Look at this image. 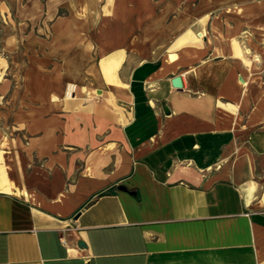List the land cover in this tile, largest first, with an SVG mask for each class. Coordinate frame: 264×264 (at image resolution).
I'll use <instances>...</instances> for the list:
<instances>
[{
  "label": "crops",
  "instance_id": "1",
  "mask_svg": "<svg viewBox=\"0 0 264 264\" xmlns=\"http://www.w3.org/2000/svg\"><path fill=\"white\" fill-rule=\"evenodd\" d=\"M38 1L0 264H264V0Z\"/></svg>",
  "mask_w": 264,
  "mask_h": 264
},
{
  "label": "rangeland",
  "instance_id": "2",
  "mask_svg": "<svg viewBox=\"0 0 264 264\" xmlns=\"http://www.w3.org/2000/svg\"><path fill=\"white\" fill-rule=\"evenodd\" d=\"M38 1V0H36ZM40 10L42 1H38ZM28 0H0V83H7V80H13L11 87L21 89L23 85L21 75L26 73L29 68V60L26 50L21 47V42L24 40V35H28L38 27V21L27 16ZM19 34V43L17 49H10V36L12 33ZM20 46V47H19ZM55 66L47 67V71H52ZM89 88L95 85L90 81H85ZM96 86V85H95ZM10 87V89H11ZM67 87V86H66ZM14 135L12 130H0V177L8 174L11 178L12 156L10 140ZM16 146L13 147L15 149Z\"/></svg>",
  "mask_w": 264,
  "mask_h": 264
},
{
  "label": "bare ground",
  "instance_id": "3",
  "mask_svg": "<svg viewBox=\"0 0 264 264\" xmlns=\"http://www.w3.org/2000/svg\"><path fill=\"white\" fill-rule=\"evenodd\" d=\"M198 37V36H197ZM199 39H201V36L198 37ZM75 88L74 85H68L67 90H65V95L64 98L66 100H71L73 97V89ZM1 183H0V190L2 191H7L10 190L9 186L7 185V183L5 181H3L2 179H0Z\"/></svg>",
  "mask_w": 264,
  "mask_h": 264
},
{
  "label": "water",
  "instance_id": "4",
  "mask_svg": "<svg viewBox=\"0 0 264 264\" xmlns=\"http://www.w3.org/2000/svg\"><path fill=\"white\" fill-rule=\"evenodd\" d=\"M172 86L175 89H180L181 88V83H180V77H175L172 82H171ZM124 190V189H123ZM79 246H81V244L79 243Z\"/></svg>",
  "mask_w": 264,
  "mask_h": 264
},
{
  "label": "built area",
  "instance_id": "5",
  "mask_svg": "<svg viewBox=\"0 0 264 264\" xmlns=\"http://www.w3.org/2000/svg\"><path fill=\"white\" fill-rule=\"evenodd\" d=\"M67 88H68V85H67V87H66V90H67ZM74 92H75V88L73 89V95H74ZM61 244H65V242H64V240H61Z\"/></svg>",
  "mask_w": 264,
  "mask_h": 264
}]
</instances>
